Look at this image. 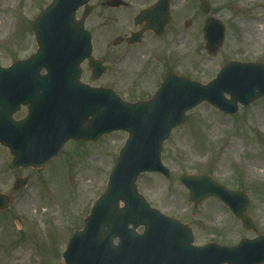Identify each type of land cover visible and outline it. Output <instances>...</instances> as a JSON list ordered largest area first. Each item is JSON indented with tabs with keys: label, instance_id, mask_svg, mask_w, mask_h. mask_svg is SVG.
Here are the masks:
<instances>
[{
	"label": "rangeland",
	"instance_id": "obj_1",
	"mask_svg": "<svg viewBox=\"0 0 264 264\" xmlns=\"http://www.w3.org/2000/svg\"><path fill=\"white\" fill-rule=\"evenodd\" d=\"M105 1H89L92 12L85 26L92 34L94 56L102 58L108 69L94 80L85 62L81 80L112 88L126 101L152 98L168 73L207 84L229 61L264 63V32L255 31L257 23H264V0H209L208 14L201 10L200 0H170L172 19L162 35L148 30L140 43L130 45L124 38L118 46L112 45L113 40L137 31L135 17L157 0H124L128 6L119 8L107 7ZM50 2L0 0V20L8 19L0 29L1 66L36 51L33 20ZM209 16L225 26V40L214 55L207 52L203 33ZM26 114L22 108L15 118ZM263 126L264 97L240 106L233 115L208 102L199 104L163 144L161 159L170 178L141 174L139 191L163 214L189 224L198 245L211 241L235 245L242 238L264 234ZM127 137L117 131L92 142L70 140L39 169H10L12 155L0 144V193L10 201L7 209L0 210V264H67L63 253L69 238L83 227L94 202L105 192ZM184 174H209L230 190H244L250 198L247 212L253 229H245L217 198L195 206L180 181ZM18 178H26L27 185L15 188Z\"/></svg>",
	"mask_w": 264,
	"mask_h": 264
},
{
	"label": "water",
	"instance_id": "obj_2",
	"mask_svg": "<svg viewBox=\"0 0 264 264\" xmlns=\"http://www.w3.org/2000/svg\"><path fill=\"white\" fill-rule=\"evenodd\" d=\"M88 3L89 0H52L33 23L37 51L9 67L0 66V143L13 156L11 169L43 167L70 139L95 141L117 130L129 134L112 168L106 192L95 202L84 228L70 236L63 255L65 262L264 263V235L244 238L232 247L217 243L194 246L191 228L151 207L137 187L143 172L170 177V170L161 160L163 143L173 128L187 120L189 110L207 101L227 114H234L239 104L246 107L263 97L264 64L231 61L207 84L170 73L153 98L126 102L109 88L80 81L85 60L94 79L106 70L103 61L93 57L92 36L85 30V20L91 13ZM106 4L127 5L123 0H107ZM81 7L84 12L77 19ZM210 8L208 0H201L204 13H209ZM170 20L169 0H159L141 10L135 24L147 23L132 34L130 43L139 42L148 29L164 33ZM204 32L208 53H217L225 39V26L211 16ZM120 41L117 38L113 44ZM43 68L46 74H41ZM21 105L28 107V115L15 120L13 115ZM181 182L189 189L196 206L206 198L217 197L245 228L254 227L247 214L249 199L244 191L229 190L209 175L185 174ZM26 183L27 179H18L15 188ZM8 203L9 197L0 193V209H6ZM140 226L145 228L142 234L137 232Z\"/></svg>",
	"mask_w": 264,
	"mask_h": 264
},
{
	"label": "bare ground",
	"instance_id": "obj_3",
	"mask_svg": "<svg viewBox=\"0 0 264 264\" xmlns=\"http://www.w3.org/2000/svg\"><path fill=\"white\" fill-rule=\"evenodd\" d=\"M7 20H8V19H6V20H0V29H2L3 26H5V22H6ZM256 25H257V26H256V28H255V31H256L258 34H259L260 32H264V23L259 22V23H257ZM253 31H254V28H253ZM178 44H179V45L181 44V40H180V39H179ZM263 128H264V126H263ZM232 149H233V144L229 147L228 151L230 152V151H232ZM248 170H249V171L252 170V166H251V165L248 166ZM4 178H5V180L3 181V184L6 185V182L8 181V175H5ZM5 181H6V182H5ZM17 207H18V205H17ZM20 255H21L20 253H19V254L17 253L16 256H20ZM14 260H15V262H17L15 258H14Z\"/></svg>",
	"mask_w": 264,
	"mask_h": 264
}]
</instances>
